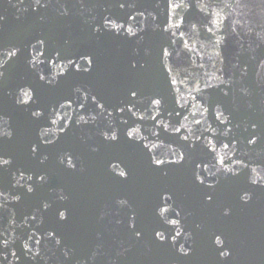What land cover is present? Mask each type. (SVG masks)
Instances as JSON below:
<instances>
[{
	"label": "water",
	"instance_id": "water-1",
	"mask_svg": "<svg viewBox=\"0 0 264 264\" xmlns=\"http://www.w3.org/2000/svg\"><path fill=\"white\" fill-rule=\"evenodd\" d=\"M42 3L0 0V133H11L0 135V152L12 161L0 168V264H264V0H176L178 9L170 0ZM106 17L124 29L103 27ZM25 92L34 98L27 104ZM66 97L71 107L60 114L87 124L61 133L55 116L30 117ZM130 99L132 111H119ZM42 130L53 143L34 154L29 145ZM181 153L182 163H168ZM158 203L177 225L165 223Z\"/></svg>",
	"mask_w": 264,
	"mask_h": 264
},
{
	"label": "snow or ice",
	"instance_id": "snow-or-ice-1",
	"mask_svg": "<svg viewBox=\"0 0 264 264\" xmlns=\"http://www.w3.org/2000/svg\"><path fill=\"white\" fill-rule=\"evenodd\" d=\"M34 3L36 5H38V6H40V7H44L45 6V4L42 3V0H34ZM169 6L172 7V8H174V9H178V8H181L183 6V4L182 3H176V0H170V5ZM119 7L120 8L126 7V3H123V2L120 3L119 4ZM64 14L66 15L67 13H64ZM132 18L134 19V17H132ZM182 22H183V20H181V23ZM109 25H111L110 28H108ZM179 26L180 25L178 24L177 27H179ZM103 27L108 28L109 31H112L113 29H115L116 30V33L119 34V31L122 30V29H124V24H115L109 18L106 17L104 19V25H103ZM97 30H99V29H97ZM126 31H127V33L129 35H135V33L132 32V29L130 27L127 28ZM37 43L43 45L46 42L43 39H38ZM33 48L36 49V45H33ZM36 50L39 51L38 49H36ZM162 53H163L164 56H169L170 55V53L168 52V50L166 48H162ZM15 55H16V53H10V58L11 57H14ZM39 55H41V56H47V59H49L54 65L56 64V58L51 57L50 55H47L46 52L40 51L39 52ZM56 57H58L61 60L67 59L68 60V65H72V66H74L76 68L77 71H80V65L76 64L75 61H73L70 57H65L60 52H57L56 53ZM36 62H37L36 56H33L31 58V60L29 61V63L33 64V66H35ZM40 62L43 63V61H40ZM92 62L93 61L91 59H89L87 63L89 65H91ZM2 67H3V65H0V68H2ZM57 67L64 68L66 66H64V65H57ZM131 68L135 69L136 68V65L135 64H132L131 65ZM68 71L70 72L71 71V68H69ZM168 71L171 72V69L169 68ZM3 75H4V72L3 71H0V77H3ZM58 75L60 76L61 79H63L64 76L66 75V73L64 71H61V72L58 73ZM38 79L40 81H46V76L43 75V74H38ZM46 82L48 84H52L53 83L52 80H47ZM171 83L174 85L176 82H175V80H173V81H171ZM77 91H79V89H77ZM24 95L26 97H28V99L25 100L24 103L27 104L30 101L34 100V98L31 97V96H29V94L27 92H25ZM129 95H130V97L135 98V97H137V91L134 90V89H130L129 90ZM87 99H88V97L85 96V100H87ZM91 99H92V103L93 104H98L97 98L95 96H92ZM17 101L19 102V98H17ZM150 103L153 106H155L156 108H159V106L161 105V99L160 98H151L150 99ZM57 104L59 105V107H57V105H52L51 111H49L48 108L45 107L42 110H31L30 113H29V115H30V117H32V118H34L36 120H39L41 118H44L45 120H48L51 116H55L56 119H51V123L53 125H56L58 123V121H59L60 122L59 123V131L61 133L65 132L67 130V128L69 127V125L72 124V123H80V122H82L84 124H87L88 123V120L85 119V117L83 115L77 114V116H78L77 120L76 121H72L70 118H68L67 111H65L63 115L60 114V111H59L60 109H66L68 107H71V99L70 98L66 97L65 98V103H60L59 101H57ZM131 104H133V100L130 99L124 106L117 105V107H118L119 111H121V112H124L125 110H127L128 112H131L132 111V108L131 107H128V105H131ZM98 106L101 107V108L105 107V105L102 104V103L98 104ZM80 107L82 109H84L85 111H87V109H86V107H85L84 104H81ZM181 107H183V105H181ZM159 115H160V113L157 112V115L152 116V119L154 121H157V117ZM177 115H179V113H177ZM217 118H219V117H217ZM141 119H143V117H141ZM157 123L165 131L167 130V128H168V125L167 124H163L162 121H157ZM197 123H199V121H197ZM183 127L184 126L181 125V127H179V128H174V131L176 133H179L182 130ZM135 131L136 130H129V131H127V133H126L127 137L129 139L134 138ZM0 135L10 137L11 136V133L3 132V133H0ZM105 139L116 140L117 139V136L114 133L110 137L107 134H105ZM182 139L187 140L188 137L187 136H183ZM42 143L43 144L53 143V141L50 138L47 137L46 132L44 130H42L40 132V134H39V136L37 138V141L35 143L29 145L30 152H32L34 154L35 153H38V151H39ZM249 143H255V140L250 139L249 140ZM144 147L147 148L148 146L147 145H144ZM225 147H227V145H225ZM212 151H215V149L213 148ZM183 160H184V156L181 153L180 156H179V160H170V161H168V163L169 164H177V163H182ZM153 161H154V164L157 166L158 169L160 168V166L164 165V163H165V161H163L161 159H158V158H155V157H153ZM11 163H12V161L10 159L5 158V154L3 152H0V168H3L6 165H11ZM220 163L221 164L224 163L223 157L220 158ZM201 164H203V161H201ZM204 167L207 168V165L205 164ZM119 175L121 177H126V173L125 172H120ZM39 179L42 182H46V178L43 175H40L39 176ZM196 179L199 181V184H201V185L204 184V180L200 179L199 176H196ZM27 191L28 192H32L33 189L31 187H29L27 189ZM2 196H3V192H0V197H2ZM207 198H208L209 201L212 200V196L211 195H208ZM16 199L18 200L19 197H16ZM170 199H172L171 196H164L163 197V200H164V203L165 204ZM242 199H243V197H242ZM121 203H125V202H121ZM0 207H2V205H0ZM47 207H48V205L45 204V208H47ZM155 208L159 210V215L164 218L165 223H170L172 225H177L179 223V221L177 219H174V218L173 219H168L167 217L164 216V214L166 212H168V208L167 207H161V205L158 203L155 206ZM227 214L228 213L225 212V215H227ZM175 215L178 217L180 215V213L179 212H176ZM58 216H59V218L62 221L67 219V217L65 216V213L62 212V211H58ZM33 219H35V217H33ZM132 227L134 229V234L136 236H140L142 234L138 229H136V225L135 224H133ZM166 231H169L170 232L171 230H166ZM50 235H56V233L53 232V233H50ZM180 235H181V231L179 229H177L176 230V233H175V236L172 237V240L175 241L176 237H178ZM153 237L156 238V239H158L159 241H164V240L167 239L161 231L156 230V229H153ZM37 243H39V241H37ZM56 243L57 244H60V240H56ZM216 243L217 244H222V241L219 239V237L216 238ZM4 244L6 246L7 241H4ZM172 246L175 247V243H173ZM24 248H25L26 251H29V252L31 251V249L28 248V245L27 244L24 245ZM179 251H180L181 255L182 256H185V257L189 256L190 253H191L190 247H189L188 250H186L183 245H181ZM218 252H219V254L221 256L230 255V252H225L222 247L220 249H218ZM38 254L39 253H37V255ZM13 255H15V253H13ZM65 255H67V252H65Z\"/></svg>",
	"mask_w": 264,
	"mask_h": 264
}]
</instances>
